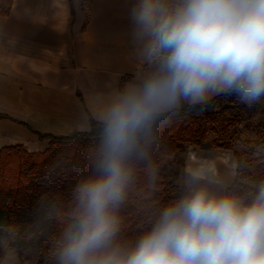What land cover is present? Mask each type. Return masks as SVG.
Listing matches in <instances>:
<instances>
[{"label":"clouds","instance_id":"1","mask_svg":"<svg viewBox=\"0 0 264 264\" xmlns=\"http://www.w3.org/2000/svg\"><path fill=\"white\" fill-rule=\"evenodd\" d=\"M130 42L149 71L117 87L99 112L92 175L51 251L53 264H264V180L214 190L203 167L147 230L121 237L119 215L160 124L216 97L264 100V0H133ZM154 187L157 172L148 173Z\"/></svg>","mask_w":264,"mask_h":264},{"label":"crops","instance_id":"2","mask_svg":"<svg viewBox=\"0 0 264 264\" xmlns=\"http://www.w3.org/2000/svg\"><path fill=\"white\" fill-rule=\"evenodd\" d=\"M132 3L12 0L8 13H0V150L22 146L33 153L48 146L40 134L90 133L113 91L149 71L130 42ZM197 149L190 165L203 167L213 184L231 187L236 155Z\"/></svg>","mask_w":264,"mask_h":264},{"label":"trees","instance_id":"3","mask_svg":"<svg viewBox=\"0 0 264 264\" xmlns=\"http://www.w3.org/2000/svg\"><path fill=\"white\" fill-rule=\"evenodd\" d=\"M8 11L9 6L5 13ZM219 105L223 106L221 113L215 112ZM245 108L236 103L234 97H216L208 108L193 112L181 110L170 122L158 126L148 160L133 162L135 182L119 210L123 239L134 240L147 230L159 209L182 191V187L174 192L168 190L165 175L160 170L162 161L182 153L186 146L231 150L219 141L211 142L210 133L226 134L230 126L239 122V114ZM91 127L90 133L72 137L40 134V139L49 141L43 153L30 154L22 146L0 150V227L14 222L41 225L44 228L42 264H53L49 247L55 246L72 218L75 188L93 174L91 166L101 125L92 120ZM152 169L157 172L154 187L148 175ZM240 175L238 170V177ZM146 196L154 198L145 199ZM44 243L47 246H43Z\"/></svg>","mask_w":264,"mask_h":264},{"label":"rangeland","instance_id":"4","mask_svg":"<svg viewBox=\"0 0 264 264\" xmlns=\"http://www.w3.org/2000/svg\"><path fill=\"white\" fill-rule=\"evenodd\" d=\"M11 1L0 0V13L6 11ZM261 102L252 108L246 106L239 114V122L230 126L226 134L221 131L217 134L210 133L211 142L219 141L231 148L230 154L236 155L237 168L241 171V175L238 177L237 174L235 183L231 187L211 182L214 190L230 189L240 194H247L254 190L256 183L264 180V108ZM215 112H223V106H217ZM46 149L33 153H43ZM199 152L201 151L195 147L186 146L182 153L162 161L160 170L165 175L164 181L167 182L169 191L174 192L183 187L187 178L186 169L196 168L190 165L189 160L193 156H198ZM203 155L208 156L206 159H209V154L203 152ZM204 182H210L207 175L206 181H201ZM149 198L154 196L145 197V199ZM43 233L44 228L41 225L32 223L14 222L9 226L0 227V264H42ZM50 242L53 243L54 240L51 239ZM43 246L47 244L44 243ZM49 249L52 251L53 247L50 246Z\"/></svg>","mask_w":264,"mask_h":264}]
</instances>
